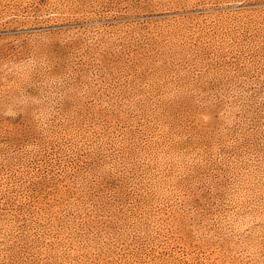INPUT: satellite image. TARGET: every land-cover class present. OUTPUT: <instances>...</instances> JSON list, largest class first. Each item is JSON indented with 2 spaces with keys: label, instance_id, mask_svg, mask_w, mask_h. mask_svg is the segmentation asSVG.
<instances>
[{
  "label": "rangeland",
  "instance_id": "obj_1",
  "mask_svg": "<svg viewBox=\"0 0 264 264\" xmlns=\"http://www.w3.org/2000/svg\"><path fill=\"white\" fill-rule=\"evenodd\" d=\"M0 264H264V0H0Z\"/></svg>",
  "mask_w": 264,
  "mask_h": 264
}]
</instances>
